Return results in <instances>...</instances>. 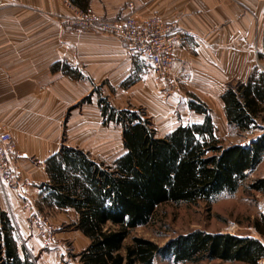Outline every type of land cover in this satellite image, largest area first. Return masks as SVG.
I'll list each match as a JSON object with an SVG mask.
<instances>
[{
  "label": "crops",
  "instance_id": "crops-1",
  "mask_svg": "<svg viewBox=\"0 0 264 264\" xmlns=\"http://www.w3.org/2000/svg\"><path fill=\"white\" fill-rule=\"evenodd\" d=\"M1 1L0 133L11 132L17 149L13 167L28 185L18 190L0 181V209L11 216L16 234L31 242L36 236L33 216L44 209L78 221L74 208L45 200L48 159L66 145L104 162L97 154L106 143L107 128L100 101L110 98L100 90L132 88L139 66L117 37L64 28L63 21L79 8L70 0ZM87 9L114 19L157 14L176 22L185 41L174 49L169 77L184 82L203 102L205 94H215L221 109L230 82L247 83L254 72H264V0H89ZM259 123L256 137L264 133V122ZM258 167L264 170V156ZM252 236L260 238L259 232Z\"/></svg>",
  "mask_w": 264,
  "mask_h": 264
},
{
  "label": "trees",
  "instance_id": "trees-1",
  "mask_svg": "<svg viewBox=\"0 0 264 264\" xmlns=\"http://www.w3.org/2000/svg\"><path fill=\"white\" fill-rule=\"evenodd\" d=\"M87 10L89 0H70ZM190 109L203 115L191 125H178L159 137L143 111L115 108L107 98L100 105L107 122L122 127L125 152L112 163L99 162L66 145L47 162L50 174L46 201L79 214L73 224L90 240L79 253L83 264H154L157 255L174 264L219 260L259 264L264 243L254 236L194 229L165 245L142 236L125 242L136 226L149 223L166 202L207 201L222 191L235 192L264 156V133L249 145L224 146L216 136L212 110L190 94ZM227 123L246 131L264 122V72L247 83L230 82L222 93ZM251 186L264 193V178ZM264 238V216L253 222ZM0 264H34L20 244L11 216L0 209Z\"/></svg>",
  "mask_w": 264,
  "mask_h": 264
},
{
  "label": "rangeland",
  "instance_id": "rangeland-1",
  "mask_svg": "<svg viewBox=\"0 0 264 264\" xmlns=\"http://www.w3.org/2000/svg\"><path fill=\"white\" fill-rule=\"evenodd\" d=\"M71 7L74 6L71 5ZM133 58L140 68L136 66L138 71L134 73L133 78L137 81L132 88L127 90L118 86L112 90L109 86H104L100 90L110 98L109 101L115 108L143 111L157 130L158 136H162L163 133L176 128L179 124L187 125L203 120V115L190 109L188 104L191 92L188 91L184 82L173 80L169 77L170 74L158 79L147 62L135 55ZM205 95H207L205 100L213 110L217 137L221 139L224 146L234 143L248 144L257 138L261 128L242 131L229 126L224 109H221L218 104L217 96L213 93ZM106 127V143L97 154L104 162L112 163L113 159L124 150L123 141H121L122 128L108 122ZM263 173L264 170L261 167L250 171L235 192L222 191L207 201L166 202L157 207L149 223L136 226L125 242H130L133 236L138 235L165 245L169 239L194 229L243 236L256 235L258 232L253 222L264 216L258 209L264 193L253 188L251 184L261 178ZM38 214L42 218L39 220V226L35 221L38 215L35 214L32 219L36 230L35 240L28 242L17 235L19 243L27 247L34 264H83L78 255L90 243L80 231L74 228V217L51 209H44ZM46 233L52 234V239L49 240ZM260 238L264 242V238L261 236ZM154 264L174 263L172 256L157 255ZM180 264L246 263L203 260ZM259 264H264V260H261Z\"/></svg>",
  "mask_w": 264,
  "mask_h": 264
},
{
  "label": "built area",
  "instance_id": "built-area-1",
  "mask_svg": "<svg viewBox=\"0 0 264 264\" xmlns=\"http://www.w3.org/2000/svg\"><path fill=\"white\" fill-rule=\"evenodd\" d=\"M2 1L0 0V4ZM133 6L132 3L129 5ZM76 9V15L63 21L68 30L86 31L87 29L104 33L121 40L130 54L148 61L154 74L160 78L168 76L175 60L174 49L185 41L184 34L176 22H166L160 15L153 14L144 18L134 13L123 17L108 18L90 10ZM17 153L10 131L0 133V181L11 188L23 190L28 180L13 167L12 155ZM259 211L264 215V198L259 202ZM35 221L40 225L42 218L37 213ZM49 240L52 234H47Z\"/></svg>",
  "mask_w": 264,
  "mask_h": 264
}]
</instances>
